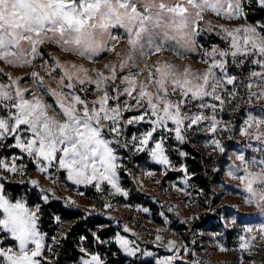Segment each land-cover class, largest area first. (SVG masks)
Masks as SVG:
<instances>
[{
    "label": "snow or ice",
    "instance_id": "snow-or-ice-1",
    "mask_svg": "<svg viewBox=\"0 0 264 264\" xmlns=\"http://www.w3.org/2000/svg\"><path fill=\"white\" fill-rule=\"evenodd\" d=\"M254 6L264 12V0H0V57L9 65L36 69L26 74L34 82L31 88L21 87L22 77L6 73L7 82H0V148L22 150L21 155L0 158V170L19 176L25 187L32 185L34 195L30 204L27 191L9 194L7 177L0 174V264H58L56 247L69 233L50 236L43 231L42 206L53 199L65 206L49 213L57 229L69 218L87 221L103 209H112L108 197L130 195L122 186L120 169L135 178L123 164L125 150L128 159L146 152L167 169L173 166L166 150L171 135L185 141L189 130H206L212 138L205 144L226 154L231 146L216 138L220 130H226L259 142L256 151L264 154V104L259 106L260 115L249 110L238 125L223 123L220 115L226 106L238 109L234 103L238 98L247 97L245 103L264 100V18L247 22ZM206 12L246 23L211 26L208 21L210 27L204 28ZM204 32L220 35L228 47L205 49L199 42ZM121 40L127 41V47L117 51ZM46 42L84 60L95 62L105 52L115 53L118 59L102 68L51 54L45 60L46 53L38 46ZM166 50L178 57L199 52L209 66L194 70L190 64L167 58L148 63L154 53ZM229 57L236 72L229 71ZM38 59L44 62L37 65ZM246 63L253 67L244 72ZM252 147L247 143L244 150L236 151L241 164H229L227 174L242 182L248 194L245 202L255 204L264 215V156H246ZM23 154L54 185L70 181L79 197L85 195L79 186H91L104 197L102 209L95 204L81 207L72 195L57 197L60 189L47 188L38 179L25 181L28 171ZM180 155L188 154L181 151ZM180 167L188 172L185 164ZM147 174L154 176V170ZM228 209L232 214L225 215ZM207 211L220 216L227 227L237 222V206L217 211L214 204H208ZM124 227L132 231L127 224ZM85 240L86 236L79 237ZM238 240L239 264L245 259L256 264L251 254L264 246V223L244 224ZM116 241L133 257L152 255L127 236H116ZM155 241L166 242L176 253L163 264H177L183 261L182 253L193 251L188 242L180 245L164 235L157 234ZM195 243L193 239L191 244ZM217 246L228 250L222 243ZM80 251L86 257L81 255L79 264H105L100 252L85 247ZM191 264L203 262L195 259Z\"/></svg>",
    "mask_w": 264,
    "mask_h": 264
},
{
    "label": "rangeland",
    "instance_id": "rangeland-1",
    "mask_svg": "<svg viewBox=\"0 0 264 264\" xmlns=\"http://www.w3.org/2000/svg\"><path fill=\"white\" fill-rule=\"evenodd\" d=\"M254 6L250 12L256 10ZM259 8V7H258ZM211 21V26L224 23L231 27H236L246 23L243 19H232L227 20L222 16H217L214 13H205V22L202 26L204 28L210 27L207 23ZM251 23L249 20L247 21ZM199 42L204 45L205 49H209L210 46L218 45L220 48L228 47V41L222 39L220 35L215 32H204L199 38ZM127 41L121 40L117 45V51L126 49ZM39 50L46 53L45 60L48 58L47 54H51L54 57H59L61 60L65 59H80L84 63L91 67L102 68L109 61L115 62L118 58L115 53H102L96 58V61L84 60L83 58L75 57L74 54L64 52L59 46L55 44L45 43L44 45L38 46ZM167 58L173 60L181 65H191L194 70L199 69L205 70L209 65L204 63L201 54L199 52H189L186 56L178 57L172 50H166L161 53H154L149 57L148 63L152 64L157 59ZM44 60H36L37 65L43 63ZM143 67V64H141ZM229 71L236 72L237 69L231 63V57H229ZM252 65L247 63L242 67V71L247 72ZM0 82H7L5 73L10 75L12 78L22 77L21 87L31 88L34 82L26 75L33 70L32 67L9 65L7 61L0 57ZM256 91L254 87L252 89ZM243 96V93L241 94ZM247 97L244 99L238 98L234 103L240 107L233 109L231 107H225L222 115L223 123L231 125H238L241 122L242 115L246 118L247 111H253V114L260 115V105L264 104V100H253L250 103H245ZM169 127H173L171 122ZM212 136L206 130L195 131L189 130L187 139L185 141H178L174 134L169 137L166 141V150L172 161V167L165 169L163 165L150 159L148 153H137L128 159L127 152L125 150V160L123 162L128 170L135 173V178L129 176L128 172L122 167L121 177L122 186L130 191V195L124 197L120 194H116L108 197V200L113 204L112 209H103L97 212L94 216H103L110 221L109 225L100 227L101 231L111 233L112 235L106 239L97 241L95 236L97 232L91 229L93 234V241H79L78 247L88 248L90 252H100V248H104L105 252L102 253V258L105 260V264L108 260L107 254H117L116 250H119L123 256L128 259V264H163L166 257L176 255V253L169 249L165 243L155 241L157 234L164 235L168 240H175L177 244L183 245L188 242L190 248H193L192 252L182 253L183 261H177V264H191V261L195 259L202 260L203 264H239L237 257L239 255V240L238 236L242 234L244 224H260L264 223V215H262L256 208L255 204H247L245 197L248 195L244 189L242 182L239 181L236 176H229L228 166L229 164L240 165L241 162L236 158V151L244 150L245 144L250 143L253 145L252 148L246 150V156L252 155L261 158L264 154L256 151L259 142L254 140H248L242 134H235L227 132L226 130H220V134L216 137L222 140L226 146L229 147L226 154H221L218 151H213V148L208 147L205 144L206 140L211 139ZM184 145H190L192 148L198 150L200 153L212 157L215 168H211L212 172H217L219 175V181L215 186V192L206 196L203 191L192 181L193 175L185 173L180 167L184 156L180 155L181 148ZM15 153L17 155L22 154V150L16 148H10L5 150L0 148V158L4 155H11ZM25 159L23 163L27 164L28 176L24 177L25 181L28 178H35L41 181V183L47 188H57L61 191L56 192V196L59 197L61 194L72 195L79 200L81 207L86 205L95 204L97 209H102V202L104 197L102 194L96 192L95 189L88 186L85 189L84 186H79L81 191H85L83 197L77 196L76 188L71 186V182L60 183L54 185L48 176L43 175L39 172L38 167H34V162H30L26 158V154H23ZM178 156L181 159H177ZM20 163V161H18ZM188 169V167H187ZM154 170V176H149L147 172ZM166 172V174H165ZM0 174L7 177L4 181L6 185L17 184L21 187V192L14 194L13 190L10 191L11 195H19L28 192L29 203L34 199L33 186L20 183V177L17 175H9L7 172L0 170ZM176 174V175H173ZM243 173H237L242 175ZM143 181L141 184L140 181ZM187 180V183H185ZM158 181V182H154ZM128 187H126L127 185ZM104 186H107L106 184ZM184 191H180V189ZM95 197V198H93ZM58 201L53 199L52 202ZM50 203H45L43 206ZM214 204L217 211L221 207L226 205L237 206L238 211L235 212L237 215V222L234 227L225 226L223 219L216 215V213H209L207 211V205ZM42 206V207H43ZM143 208H148L150 211L145 213ZM107 213V214H105ZM232 214V210L228 209L225 215ZM196 217V218H193ZM187 218V219H186ZM42 219V216H41ZM85 221V220H84ZM170 221V222H167ZM49 230V235H56L58 232H71L76 226V222L63 223L58 229L56 222L50 217L47 218L46 222ZM127 224L132 231H128L124 225ZM112 228L114 231H107ZM157 229L160 232H157ZM105 233V234H106ZM107 233V234H108ZM213 233H219V235H213ZM99 236V235H98ZM116 236H127L133 240L135 244H138L142 250H147L152 255H142L140 253L133 257L128 253H125L116 241ZM195 239V245L191 244V241ZM64 240V239H63ZM62 240V241H63ZM51 243V241H49ZM218 243H222L228 249L227 251H221L218 248ZM59 246L56 247L58 252ZM112 252V253H111ZM86 257V254H83ZM252 257L255 259L256 264H264V246L259 250L253 252ZM243 264H250L248 259H245Z\"/></svg>",
    "mask_w": 264,
    "mask_h": 264
},
{
    "label": "trees",
    "instance_id": "trees-1",
    "mask_svg": "<svg viewBox=\"0 0 264 264\" xmlns=\"http://www.w3.org/2000/svg\"><path fill=\"white\" fill-rule=\"evenodd\" d=\"M264 18V12L260 8L256 7L254 12L248 13V20L254 22L257 19ZM181 151L186 152L188 155L184 156L182 162L188 167L189 173L193 175L192 181L204 192L206 196L212 195L215 191V186L219 181V175L217 172H212L211 168H215L216 164L212 157H208L198 150L192 148L190 145H184L181 148ZM177 159H181L178 156ZM176 175V174H173ZM6 185V184H5ZM127 185V184H126ZM128 187V185L126 186ZM13 190L14 194L21 192V187L17 184L6 185V191L10 193ZM31 204V203H30ZM63 206L61 202L54 201L48 205L42 207L43 215L41 219V228L45 232H49V228L46 224L47 218L50 217L49 213H55L58 209H62ZM69 222H76V226L69 232V236L61 241V246L58 248L59 261L58 264H79V257L83 255L78 247V239L80 236H86L88 241H93L94 236L91 234V229H94L97 232V235L101 239H106L112 234L111 231H114L110 228L109 232L101 231L100 227L109 225L110 221L104 218L103 216H93L87 221H84L79 216L75 219L69 218ZM106 233V234H105ZM105 252L104 248H100V253ZM117 254H107L108 255V264H128V259L121 254L119 250H116ZM130 264V263H129Z\"/></svg>",
    "mask_w": 264,
    "mask_h": 264
}]
</instances>
